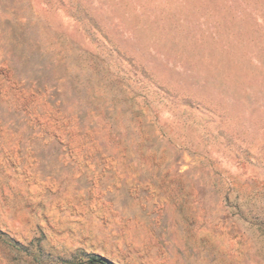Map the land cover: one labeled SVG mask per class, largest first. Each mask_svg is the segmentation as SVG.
I'll return each instance as SVG.
<instances>
[{"label": "rangeland", "instance_id": "rangeland-1", "mask_svg": "<svg viewBox=\"0 0 264 264\" xmlns=\"http://www.w3.org/2000/svg\"><path fill=\"white\" fill-rule=\"evenodd\" d=\"M264 264V0H0V264Z\"/></svg>", "mask_w": 264, "mask_h": 264}, {"label": "trees", "instance_id": "trees-1", "mask_svg": "<svg viewBox=\"0 0 264 264\" xmlns=\"http://www.w3.org/2000/svg\"><path fill=\"white\" fill-rule=\"evenodd\" d=\"M93 264H113L101 256H96L91 259Z\"/></svg>", "mask_w": 264, "mask_h": 264}]
</instances>
